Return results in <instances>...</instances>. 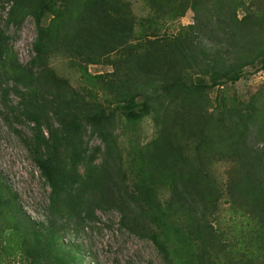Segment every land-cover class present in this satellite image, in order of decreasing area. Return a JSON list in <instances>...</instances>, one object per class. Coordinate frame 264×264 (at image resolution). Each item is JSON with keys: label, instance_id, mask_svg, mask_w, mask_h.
Returning a JSON list of instances; mask_svg holds the SVG:
<instances>
[{"label": "trees", "instance_id": "obj_1", "mask_svg": "<svg viewBox=\"0 0 264 264\" xmlns=\"http://www.w3.org/2000/svg\"><path fill=\"white\" fill-rule=\"evenodd\" d=\"M6 1L12 3L10 17L25 10L37 24L32 58L26 67H14L6 60L9 37L0 22V92L5 101L15 96L14 103L1 102L3 116L27 125L23 142L50 188L47 225H28L20 216L17 193L0 176V208L12 210L14 224L26 228L28 264H44L53 257L63 264H80L82 258L59 241L71 223L78 231L103 205L117 210L121 226L150 238L166 264H204L209 223L222 198L241 207L264 230V122L258 123L254 112L230 109L214 117L217 128L241 134L234 146L220 132L211 140L199 130L193 133V125L202 121L192 123L195 117L183 111L180 120L165 122L148 143L132 145L128 139L127 158L114 135L117 124L134 134L150 113L151 87L144 85L145 77L157 79V89L174 100L196 105L200 86L185 82L191 74L208 77L212 85L233 82L246 65L263 58L264 46L244 38L247 30L264 34V0H144L149 20L177 18L188 7L194 11L192 24L163 38L136 33L127 0ZM55 55L77 69L85 82L83 91L52 71L49 59ZM97 63L112 70L87 72L89 64ZM87 131L89 138L101 141L103 150L101 144L83 139ZM207 140L213 156L203 146ZM103 151L106 159L95 164ZM229 154L233 164L219 179L211 165ZM80 165L85 167L82 172Z\"/></svg>", "mask_w": 264, "mask_h": 264}, {"label": "rangeland", "instance_id": "obj_2", "mask_svg": "<svg viewBox=\"0 0 264 264\" xmlns=\"http://www.w3.org/2000/svg\"><path fill=\"white\" fill-rule=\"evenodd\" d=\"M0 1L4 5L0 7V22L9 37L6 60L12 64L11 66L26 67L33 56V43L37 36L36 21L25 10L15 12L10 17L9 10L12 3L6 0ZM127 1L137 21L135 29L138 35H143L139 32L146 31L153 34L151 37L173 36L180 28L193 23L194 11L191 7L177 18L159 17L149 20V10L144 0ZM241 17L242 10L238 9L236 18L240 20ZM253 40H256L261 47L264 46V34L247 30L244 41L249 43L254 42ZM244 54L249 55L250 51L244 50ZM263 58H258L253 65H246L240 76L233 82L225 80L212 85L208 77L197 75L198 73L191 74L185 82L200 86L201 96L199 101H196V105H189L188 100L185 103L174 100L172 96L157 89V79L153 76L145 77L144 85H147L149 89L151 87L149 101L153 107L150 113L142 117L136 125L134 134H129L117 124L114 135L118 140L120 151L125 157L127 156L130 146L128 139H131L132 145L137 142L148 143L155 138L157 131L165 122L180 120L182 111L195 117L192 123L202 121L200 126L193 125V133L199 130L204 137L208 136L211 140L217 132H220L226 139V144L236 145L241 134L230 130L224 131L225 127L217 128L213 119L221 112L231 109L246 113L254 112L259 120L258 123L264 122ZM49 64L56 75L66 79L72 87L83 91L85 82L66 57L52 56ZM111 70V65L97 63L89 64L87 72L96 74ZM102 95L100 92L97 93L101 100ZM141 98L143 96H140ZM6 99V101L3 100L0 92V176L17 193L18 209L24 222L30 225L33 221H43L47 225L46 219L50 214L45 207L50 200V188L40 177L23 142L29 135L27 125L14 122L11 118L5 119L3 116L5 109L1 102L11 100L14 103L15 96L10 94ZM199 106L203 108L202 113L197 112ZM200 114L202 117L196 116ZM88 135L87 131L83 139L89 141V145L101 144L102 150L104 149L99 139L89 138ZM210 140L203 143L206 150L212 143ZM196 152V149L192 151L193 154ZM206 153L213 156L211 150H207ZM105 159L106 153L103 151L98 153L94 163L97 164ZM231 164L233 161L229 154L225 160L211 165V168L219 179H224ZM84 168V165H80V172L84 171ZM62 213L66 214V212ZM93 216L95 218L92 221L85 220L83 227L78 228V231L72 229L74 224L71 223L70 229L63 232L59 241L66 250H69V253L76 255L77 259L82 258L80 264H166L150 238L136 234L120 225L118 212L112 206L103 205L101 209L95 208ZM62 217L64 222L65 218ZM14 221L12 210L0 208V264H28L24 257L27 243L26 228L20 224H14ZM209 228L208 243H205L209 252L205 255L204 264H264L263 227L257 220L249 218L241 207L222 198L213 220L209 223ZM70 244L73 247H70ZM66 256L68 255H64ZM44 264H63V262L53 257Z\"/></svg>", "mask_w": 264, "mask_h": 264}]
</instances>
